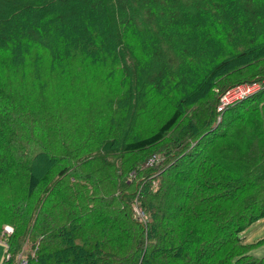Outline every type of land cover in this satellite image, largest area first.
I'll use <instances>...</instances> for the list:
<instances>
[{"label":"trees","instance_id":"trees-1","mask_svg":"<svg viewBox=\"0 0 264 264\" xmlns=\"http://www.w3.org/2000/svg\"><path fill=\"white\" fill-rule=\"evenodd\" d=\"M43 61L97 75L91 137ZM254 80L264 0H0V264H264V87L217 111Z\"/></svg>","mask_w":264,"mask_h":264},{"label":"rangeland","instance_id":"rangeland-1","mask_svg":"<svg viewBox=\"0 0 264 264\" xmlns=\"http://www.w3.org/2000/svg\"><path fill=\"white\" fill-rule=\"evenodd\" d=\"M38 68L39 70L37 74L46 80V83H44V96L42 97L40 107L49 109L51 105L55 104L53 100L56 98V92L51 90L50 86L52 83H56L57 93L67 102V107L63 113V119L71 116L68 122L64 125V131L67 138L79 142L91 137L95 132L91 129L93 125L85 124L83 121L86 118L85 116H87V120L89 121L88 116H90V111L88 110H90L93 99L95 98L97 84L94 81V78L97 77V75H91L85 66V72H82L79 64L76 62L64 66V70H62L61 67H58L57 70H55V74L50 73L47 70L45 61H43L40 67L38 65L35 66L36 70ZM100 72L101 71L98 70L97 74ZM52 79H56V81ZM259 83L263 82L260 81ZM31 94L32 91H30L29 95ZM254 94L255 93L253 92L249 95L252 96ZM78 103H82L85 110H80ZM87 132L89 133V136L85 137L84 135ZM5 229L9 232H6ZM13 231V226L9 223L4 224L0 231V261L4 258V246L6 245L5 238L11 235ZM240 235L247 243H257L249 251L250 255L254 258L264 257V242H261L264 239V217L254 221ZM22 262L23 259L19 254L16 264H22Z\"/></svg>","mask_w":264,"mask_h":264},{"label":"built area","instance_id":"built-area-1","mask_svg":"<svg viewBox=\"0 0 264 264\" xmlns=\"http://www.w3.org/2000/svg\"><path fill=\"white\" fill-rule=\"evenodd\" d=\"M262 81L263 83H259ZM264 87V80H254L251 82L240 83L226 89L220 96L217 111L221 112L225 107L244 99L251 93H257ZM6 232H9L5 229ZM2 241V240H1ZM25 261L22 262L24 264Z\"/></svg>","mask_w":264,"mask_h":264},{"label":"clouds","instance_id":"clouds-1","mask_svg":"<svg viewBox=\"0 0 264 264\" xmlns=\"http://www.w3.org/2000/svg\"><path fill=\"white\" fill-rule=\"evenodd\" d=\"M225 108H226V107H225ZM225 108H224V109H225ZM224 109H223V110H224ZM223 110H222V111H223Z\"/></svg>","mask_w":264,"mask_h":264}]
</instances>
